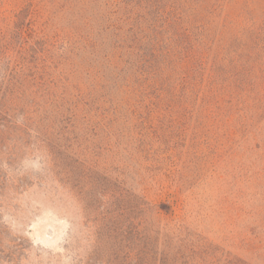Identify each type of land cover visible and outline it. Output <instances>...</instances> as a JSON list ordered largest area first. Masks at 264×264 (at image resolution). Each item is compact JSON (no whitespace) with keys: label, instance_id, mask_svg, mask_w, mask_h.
<instances>
[{"label":"rangeland","instance_id":"1","mask_svg":"<svg viewBox=\"0 0 264 264\" xmlns=\"http://www.w3.org/2000/svg\"><path fill=\"white\" fill-rule=\"evenodd\" d=\"M0 264H264V0H0Z\"/></svg>","mask_w":264,"mask_h":264}]
</instances>
